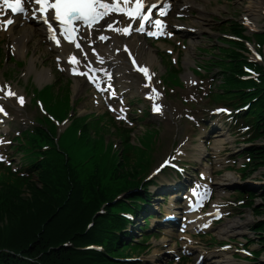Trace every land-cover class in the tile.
I'll use <instances>...</instances> for the list:
<instances>
[{"label":"trees","instance_id":"1","mask_svg":"<svg viewBox=\"0 0 264 264\" xmlns=\"http://www.w3.org/2000/svg\"><path fill=\"white\" fill-rule=\"evenodd\" d=\"M34 201L0 203V264H97L80 250L100 235L96 226L86 232L92 210L72 215L75 210L55 211Z\"/></svg>","mask_w":264,"mask_h":264},{"label":"snow or ice","instance_id":"2","mask_svg":"<svg viewBox=\"0 0 264 264\" xmlns=\"http://www.w3.org/2000/svg\"><path fill=\"white\" fill-rule=\"evenodd\" d=\"M134 2L135 7L127 9L126 15L130 19L139 21V27L136 30H145L148 23H153L154 27H156L158 31L164 26L160 19L153 18V9H157L160 16H164L166 14L165 10L161 9L160 4L146 5L142 3L141 0H134ZM26 3H32L37 6L33 7L31 10L32 18L42 20L45 24H47L50 39L54 40L56 44L59 45L60 39L58 37H63L69 43L74 44L78 49L81 48V45L72 36V33L76 31L74 27V23L76 21L93 23L98 19V17L103 16L104 13L108 12L110 9L111 11H125L120 8L119 4L112 6L101 2V0H0V4L15 15H28L29 10L25 7ZM124 3H130V0H124ZM145 8L147 9V14H145ZM50 10H54V14ZM0 12H3V10L0 9ZM3 14L7 15L6 12H3ZM53 20L58 23V28L53 25ZM0 23H3L6 29L14 23V18L3 21L2 17H0ZM108 27L111 28L112 25L108 24ZM122 31L124 34H128L129 28L125 27ZM147 34L154 35L155 33L149 31ZM105 38L106 37L104 36L100 37V39ZM125 51H127V48H125ZM129 55L131 54L129 53ZM84 56L85 59H87V53H84ZM68 62L73 65V75L86 76L90 82L97 84L98 88L99 84L97 83V80L99 72L105 71V74L107 75L106 70L97 69L94 66H91V62L85 66L84 71H80V60L75 55L70 56ZM100 63H102V61H100ZM132 64H136L134 58L132 59ZM139 71L143 74L145 79H150L149 70L146 67H139ZM93 73H96L97 75L93 76ZM145 86L148 87L150 85ZM0 91H4V89L0 88ZM152 91H155V89H152ZM7 95L15 97L17 94L8 89ZM18 101L21 105L25 102L23 97H19ZM112 110L116 111V109ZM159 110V105L154 104L153 111ZM2 112H4V109L3 107H0V113Z\"/></svg>","mask_w":264,"mask_h":264},{"label":"rangeland","instance_id":"3","mask_svg":"<svg viewBox=\"0 0 264 264\" xmlns=\"http://www.w3.org/2000/svg\"><path fill=\"white\" fill-rule=\"evenodd\" d=\"M200 3H202L201 5H204L206 2H202L200 0H197ZM208 2H210L209 4L204 5V7H207L206 10L209 9H213V10H219L217 11V13H206L205 14V30L204 32H202V35H198L195 36L194 38L189 34V33H182V34H178L177 37L173 40L174 44L176 43V41H183V39H193V40H197V42L200 44V48H204V49H208L211 53V55L214 56H218L219 58H224L226 56L222 55L223 53H220L221 55H219L217 49L218 47L222 46L219 43L222 41L221 39H223V35L221 33L218 32V28L220 27V25H223L225 28H231V22H237L239 21V17L241 14L244 13V6L246 5V0H209ZM197 3V2H196ZM198 4V3H197ZM192 12H188L187 9L184 10V15H191ZM264 19V14L263 17ZM186 21H189V16L186 19ZM219 41V42H218ZM189 43H185V46L187 47ZM155 47H161L164 46V44L162 43H154ZM223 47V46H222ZM225 48V47H224ZM209 73H210V77L212 79H214L215 81H218L219 79V73L216 71L215 68L210 67L209 69ZM176 74H169V76L167 78H165L163 81L165 82L164 86L168 89L171 90L170 87H178L179 82L176 81L175 79ZM33 84H36L34 82V80H30L28 83H26L24 80L20 81V87L21 88H28L30 86H32ZM188 89L187 86L184 88L183 91L184 95H187L188 93ZM194 90V89H192ZM215 95V94H213ZM58 105H60V101L58 102ZM143 105V100L140 101V106ZM201 110L205 109L204 106L198 107ZM184 109L185 111H189L191 109L190 106L184 105ZM14 124V123H13ZM79 122H75L74 124H72L71 126H69L66 130V132L63 134L62 136V142L61 145L65 142H71L73 141V137L76 135V131L78 128ZM146 131V130H145ZM91 135L92 136H96L94 135V131L90 130ZM108 137V138H106ZM106 141L110 142L111 144H116V150L119 149V152L121 151V154L123 155L125 151L129 150L131 151L132 157L134 162H136L139 167L140 166H152L159 158V144H158V137L157 134L155 133V131H153L152 129L147 128V132L145 134V136L140 139L138 141V144L134 147H130V149L125 148L124 146L118 145L121 144L120 140L115 137L113 138L110 135H106ZM118 143V144H117ZM67 146V144L65 145ZM64 146V147H65ZM189 156V155H187ZM119 157V161L122 162L121 157ZM123 159V157H122ZM185 159H188L187 157ZM143 167H140V169H144ZM3 171H0V176L3 174ZM1 188V187H0ZM3 189V188H2ZM4 194H6L7 192H5L4 190H1ZM23 192H26L25 189ZM1 193V192H0ZM22 197L24 199H28L29 198V194L28 192L26 194H23ZM250 214H248V217L250 218ZM4 221V220H3ZM241 223L246 224V222L242 221ZM5 224V222H4ZM2 225V224H0ZM133 257L139 258L142 257L144 258V254L142 253V255H138L133 253L132 254Z\"/></svg>","mask_w":264,"mask_h":264},{"label":"bare ground","instance_id":"4","mask_svg":"<svg viewBox=\"0 0 264 264\" xmlns=\"http://www.w3.org/2000/svg\"><path fill=\"white\" fill-rule=\"evenodd\" d=\"M165 1L169 2V0H165ZM171 1L173 2V5L175 6L174 8L177 11H180L181 9L187 8L189 6V5L186 4L187 2L184 1V0H171ZM179 1H183V4L179 5ZM262 1L263 0H246V5L244 6V12H245V16H247L248 20L251 21L250 23L246 24L247 29H249V28H251L253 26L256 27L255 25H257V21L260 19V15H261V12L263 10V8H262L263 2ZM198 16H199V14L197 13L195 18L198 19V20H194L193 21L194 22L193 25L197 29H201V25H200V21L201 20H199ZM21 26L23 28V32L22 31L20 32V33H22V35L20 37L14 38V36L12 35L11 31L8 34L10 42L11 41L14 42L18 50H22L25 47L26 39L30 36V34L33 37L35 35H40L39 29L38 28L37 29L34 28V26H30L27 23H24ZM107 32H109L108 33V35H109V34L113 33L114 30L109 28L107 30ZM114 41L117 43L115 47L119 48V46L121 44V40H118L116 38V39H114ZM138 43H140V42L137 39H133L132 42H131V48L137 53V56H135V58H134L135 61H136V64L134 65V64H132V62L130 63L128 61L126 63L127 67H124L123 69H120V68L116 69V73H121L124 70L128 69L131 72H134L136 74H139V75L143 76V74L139 71V67H146L149 70V72H150V66L153 64V58L151 56L150 49L144 43H142V45L139 44V46H137ZM26 50H27V47H25V51ZM63 50H64L65 53L70 51V49H69V47L67 45L63 46ZM147 64L150 65V66H148ZM188 65H190V63ZM35 67H36L35 61L31 62L30 70L34 71L33 68H35ZM134 68H135V71H134ZM37 80L41 84H43V82H46V76H44V75L38 76ZM157 99H158V96L156 94H154L153 95V100L156 101ZM222 142L223 141L221 139L216 141V150H218L221 147ZM197 150H198V154H199L197 160L199 161L201 159L205 149H204L203 146H198ZM227 225H229V226H227ZM227 225H226L227 227H225L224 229L220 230V232H219L220 235L225 234L229 229H231L232 232H233L234 230L232 229V227H236L235 224L231 223V222L229 224H227ZM222 261L224 262V264H237V263L231 262L230 258L228 256H225L223 259L222 258H220V259L215 258L213 260L214 263H218V264H220Z\"/></svg>","mask_w":264,"mask_h":264}]
</instances>
